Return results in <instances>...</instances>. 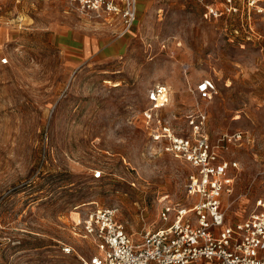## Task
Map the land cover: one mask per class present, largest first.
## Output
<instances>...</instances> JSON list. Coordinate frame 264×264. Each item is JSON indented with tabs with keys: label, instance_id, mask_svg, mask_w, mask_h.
I'll return each instance as SVG.
<instances>
[{
	"label": "rangeland",
	"instance_id": "obj_1",
	"mask_svg": "<svg viewBox=\"0 0 264 264\" xmlns=\"http://www.w3.org/2000/svg\"><path fill=\"white\" fill-rule=\"evenodd\" d=\"M203 78L216 88L199 102L210 139L248 136L223 153L239 164L223 197L235 221L264 197V10L206 19L195 0H138L123 33L68 0H1L0 264L89 263L96 248L71 226L97 206L136 236L161 225L191 167L154 152L143 111L164 85L157 114L186 132Z\"/></svg>",
	"mask_w": 264,
	"mask_h": 264
},
{
	"label": "built area",
	"instance_id": "obj_2",
	"mask_svg": "<svg viewBox=\"0 0 264 264\" xmlns=\"http://www.w3.org/2000/svg\"><path fill=\"white\" fill-rule=\"evenodd\" d=\"M1 1V0H0ZM95 17L117 18L122 32L137 17L138 0H68ZM206 19L227 15L250 16L262 12L264 0H195ZM196 103L186 114L188 130L179 133L163 120L157 109L167 104L168 88L155 86L151 105L143 111L154 152L181 159L191 170L184 184L185 200L164 202L159 211L161 225L128 233L118 220L114 206H97L71 226V231L89 239L96 253L85 264H264V197H257L248 215L228 222L224 195L233 191L239 164L223 153L228 145L248 138L243 131L221 133L212 141L207 132V113L199 102L216 93L213 80L200 79L194 86ZM163 95V98L161 96ZM259 174L264 177V155ZM95 178L101 171L93 173ZM69 252V248H63Z\"/></svg>",
	"mask_w": 264,
	"mask_h": 264
},
{
	"label": "bare ground",
	"instance_id": "obj_3",
	"mask_svg": "<svg viewBox=\"0 0 264 264\" xmlns=\"http://www.w3.org/2000/svg\"><path fill=\"white\" fill-rule=\"evenodd\" d=\"M161 98H163V95L161 96Z\"/></svg>",
	"mask_w": 264,
	"mask_h": 264
}]
</instances>
